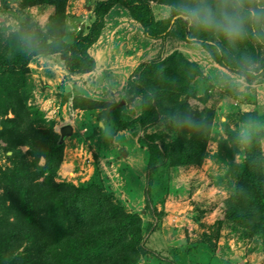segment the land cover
<instances>
[{
  "label": "rangeland",
  "instance_id": "rangeland-1",
  "mask_svg": "<svg viewBox=\"0 0 264 264\" xmlns=\"http://www.w3.org/2000/svg\"><path fill=\"white\" fill-rule=\"evenodd\" d=\"M102 1L105 0H66L63 33L65 42L71 43L80 34L87 33L93 20V9ZM157 2H149L154 18L161 20L170 17L172 23H175L172 30L176 31L183 24L175 14L174 6L178 0H166L163 4ZM118 10V14L112 12L106 17L101 36L104 37L106 33L107 36L104 37L101 48L113 50V45L119 43L118 48L121 50H117L121 53V58H129L132 62L126 69H122L120 60L116 59L114 65L112 63L98 72V76L106 77L116 72L120 86L123 85V96L130 99V95L126 93L127 82L134 76L138 66V61L134 59L136 54H139L140 65L150 61L160 62L173 52L182 55L190 52L186 55L200 64L198 66L202 77L194 79L193 91L187 102L198 111H214L211 127L216 134L215 140L207 143L206 157L199 166L164 167L150 172L144 161L146 152L140 143V130L138 142L133 133L127 135L128 142H125V137H116L117 132L108 139L106 133L109 128L105 121L95 118L97 110H79L76 113L72 104L65 109L67 118L64 119L63 108L68 100L65 95L67 92L63 89L66 81H62L56 88L60 95L56 92L51 94L46 85L55 84L62 79L64 66L60 56L37 64L33 63V58L26 76L30 95L24 103L28 108L37 110L45 121L44 124L39 123V114L36 112L32 116L37 122L33 123V127L42 128L48 124L52 129L55 124H69L73 127L72 136L63 141V157L59 166L63 171L58 169L55 182L77 186L86 183L96 172L102 191L111 194L112 200L126 212L136 213L142 220L144 230L141 244L144 252L137 264H264V235L253 231V223L238 224L226 217V200L232 194L237 179L238 169L234 166H240L244 162L245 154L241 143L237 144L238 152L232 155L218 144V140H222L228 142L230 147L229 140L232 136L229 133L238 138L245 134H259V155L264 176V70L259 69L251 82L239 76L243 89L224 84L218 79V73L224 72L232 76L237 74L211 61L201 46L188 41L180 43L171 35L161 40L146 41L142 28L129 17L128 12L120 6ZM52 13V6H24L23 0H0V53L7 57L17 53L28 39L44 32L47 19ZM115 23L118 28L114 26L110 29V25ZM253 46L256 47L255 64L261 67L264 65V48L254 43ZM94 56L98 60L97 55ZM49 73L55 78L54 82ZM88 93L99 102H106L103 100L108 96V89L98 88ZM53 95L60 98V105L58 107L52 102L49 111L46 109V101L52 99ZM201 99L206 102H201ZM128 104V118L135 117L138 112L136 104ZM51 111L57 119L46 121L45 115ZM239 115L244 116L248 122H239ZM13 118L11 111L1 113L0 125ZM99 123L103 124V130H100ZM170 127V121L159 118L147 133L162 132L163 137L157 142L167 144L172 140ZM6 128L0 136V173L14 168L8 159L12 156V151H8V148L13 147L14 151L21 153L14 160L21 159L28 165V182L42 183L43 176H38V169L44 166V158L40 157L33 162V155L28 153L30 137L23 130L20 135L11 136L10 126ZM111 130L110 128L109 131ZM2 193L0 189V195Z\"/></svg>",
  "mask_w": 264,
  "mask_h": 264
},
{
  "label": "trees",
  "instance_id": "trees-1",
  "mask_svg": "<svg viewBox=\"0 0 264 264\" xmlns=\"http://www.w3.org/2000/svg\"><path fill=\"white\" fill-rule=\"evenodd\" d=\"M150 1L99 2L93 9V20L87 33L67 43L63 40L66 0H23L24 6H52L53 13L47 19L44 32L28 39L17 53L10 57L0 53V114L11 111L14 115L12 120L2 122L0 136L8 125L11 136H18L23 130L30 137L28 153L33 155V162L43 157L45 163L38 169V176H43L42 183L28 182V165L21 159L19 162L14 160L21 153L13 147L8 148L12 151L8 159L14 168L0 173L3 191L0 195V264H137L144 252L142 220L138 214L126 212L112 200L111 194L102 191L96 172L86 183L77 186L55 182L64 145L58 143L59 135L50 124L33 127L37 122L32 116L38 111L28 108L24 102L30 95L26 78L28 65L35 57L58 54L65 71L70 74L94 70L95 62L87 50L99 38L104 18L114 6L124 8L149 39L161 40L171 35L180 42L187 41V26L182 24L173 31L175 23L170 17L156 20ZM157 1L163 4L166 0ZM192 34L196 35L195 31ZM200 38L206 37L201 35ZM201 47L211 61L237 75L242 55L247 54L254 61L257 59L256 47L249 41L235 47L225 45L223 56L212 48ZM259 69L264 70V65L256 66V72ZM200 77L202 72L195 62L173 52L160 62L140 64L128 80L126 93L130 100L139 99V115L135 119L125 116L124 106L79 95L73 97L72 107L80 111L97 110L95 118L110 123L115 131L140 130V143L146 152L144 161L150 172L164 167H196L206 157L207 143L216 137L211 127L214 111H198L187 102L194 79ZM240 77L251 82L256 76ZM201 102L206 101L201 99ZM178 116L189 117L194 126L178 124ZM159 118L171 122L172 140L167 144L157 142L163 137L162 132L147 133ZM237 120L248 122L240 115ZM44 122L39 114V123ZM229 134L232 136L230 147L222 140H218V144L232 155L238 152L240 142L245 157L243 164L234 166L238 169L237 179L226 200V217L238 224L253 223V231L264 235V176L259 134L249 135L247 140Z\"/></svg>",
  "mask_w": 264,
  "mask_h": 264
},
{
  "label": "clouds",
  "instance_id": "clouds-1",
  "mask_svg": "<svg viewBox=\"0 0 264 264\" xmlns=\"http://www.w3.org/2000/svg\"><path fill=\"white\" fill-rule=\"evenodd\" d=\"M174 8L177 19L189 30L190 44L212 48L221 56L225 45L235 47L249 41L264 46V0H178ZM201 35L206 38H200ZM236 71L237 76L220 72L218 79L243 89L239 76H256L255 61L247 54L242 55ZM177 123L194 126L187 116H178ZM242 139L247 140L248 136L245 134Z\"/></svg>",
  "mask_w": 264,
  "mask_h": 264
},
{
  "label": "crops",
  "instance_id": "crops-1",
  "mask_svg": "<svg viewBox=\"0 0 264 264\" xmlns=\"http://www.w3.org/2000/svg\"><path fill=\"white\" fill-rule=\"evenodd\" d=\"M119 6H114L108 13H107V15L105 16V18H104V25H103V28H102V30H101V32H100V35H99V38L97 39V41L93 44V45H91V47H89V49L87 50V52H88V54H89V56L90 57H92V59L94 60V62H95V68H94V70L93 71H91V72H89V73H85V74H70V73H67L65 70H64V68H63V71H62V79L61 80H58L59 82H56L55 84H46L47 85V87H49V88H47L48 90H49V92H51V94L52 93H54V92H56V93H58L59 91L56 89L60 84H61V82L62 81H66V85L65 86H63L64 88V92H67V94H70V97L68 98V100H67V104L65 105V108H63L64 110H63V114H64V119H66L67 118V113H66V108L68 107V105H71L72 104V99H73V97L75 96V95H80V96H82V97H88V98H90V99H94L95 101L97 100V101H100V100H98V99H95L94 97H91L90 96V94L88 93L89 91H93L94 89L96 90V89H98V88H103V89H108V96L106 97V99H104L103 101H106V102H108V103H112V104H118L119 106H124V108H125V116H127V117H129V113H128V103L130 102H133V104H136V106H137V108H136V111L138 110V112L137 113H135V117L133 116V117H131L132 119H135L138 115H139V99L138 98H136V99H134V100H130V99H127V98H125L124 96H123V85L122 86H120V84H119V82H118V76H116L115 75V73L116 72H113V74L112 73H110L109 75H107L106 77H105V75H102V76H98V72H100V71H102L104 68H108V66H110V64L112 65V63H113V65L117 62H115V60L117 59V60H120V62L121 63H119V64H121L120 65V67H122V69H126V67H127V65L129 64V63H131L132 62V60L131 59H129L128 58V60L126 59H124V58H121V53L120 52H118V50H119V48H118V46H119V43H117V45H113L114 47H113V50H112V48L110 49V48H101V45L103 44V39H104V37L105 36H107V33L105 34V36L104 37H102L101 35L103 34V32H104V27H105V25H106V17L110 14V13H112V12H117L116 14H118V12H119ZM123 10L124 11H126L124 8H123ZM127 12V11H126ZM120 14H122V12L120 13ZM137 25H139V24H137ZM114 26H116V28H118V26H117V24L115 23L114 25L113 24H111L110 25V29L111 28H113ZM119 28H120V26H119ZM145 36V35H144ZM101 38V39H100ZM144 39L146 40V41H156V40H152V39H149V38H147V37H144ZM100 42H102L101 44H100ZM181 43V42H180ZM182 43H184V42H182ZM98 44H100V46L97 48L96 46L98 45ZM187 44V43H186ZM127 46V45H126ZM96 47V48H95ZM120 48H122V47H120ZM118 49V50H117ZM121 50V49H120ZM119 50V51H120ZM127 50H128V47H127ZM126 50V51H127ZM206 53V52H205ZM94 54H96L97 55V57H98V60H97V58L94 56ZM123 54V53H122ZM189 55L190 54V52H184V54L183 55H185L186 57H187V59H189L190 61H192V62H195L197 65H200V64H198V62H196V61H193V60H191L187 55ZM208 55V54H207ZM56 56H58V54H54V55H51V56H46V57H43V56H38V57H35L34 58V60H33V63H36L37 64V62H40V61H48V59L49 58H54V57H56ZM209 57V56H208ZM122 59V60H121ZM134 59H136L137 61H138V66H139V54H136V56H134ZM137 61H135V62H137ZM60 62V61H59ZM57 64H54V66L55 67H57L58 68V65L56 66ZM137 66V67H138ZM200 67V66H199ZM50 74V73H49ZM96 74H97V76H96ZM50 77L52 78V81L54 82L55 81V78L50 74ZM64 78H67V80H64ZM49 83V82H48ZM47 90V91H48ZM60 93V92H59ZM58 93V95H60ZM117 96V98H115ZM61 97V96H60ZM127 99V100H126ZM58 101H60V98L59 97H56V96H54L53 95V98L52 99H49V100H47L46 101V103H47V106H48V108H46L47 110H49V108H50V104L52 103V104H54V105H56V106H58L59 107V105L60 104H58ZM46 105V104H45ZM73 109V108H72ZM76 113L77 112H80L78 109H73ZM42 111H43V108H42ZM50 111V110H49ZM48 111V112H49ZM74 113V112H73ZM45 115V114H44ZM45 118H46V121H50V120H54V119H57L56 118V116H54V114H53V111H51V113H47V115H45ZM130 118V119H131ZM131 119V120H132ZM107 124V126H108V132L106 133V136L108 135V139L113 135V133L115 132H117V134H116V137H125V142H128V136L127 135H129L130 133H133L134 135V137L136 136V142H137V136H138V134H139V130L137 129L136 131H131V129H124V130H121V131H115L114 129H113V127H111V124L110 123H106ZM69 125V124H68ZM102 125L103 124H101V123H99V128H100V130H103V128H102ZM63 125H58V126H56V124L55 125H53V129H54V132H58L59 131V129L62 127ZM102 128V129H101ZM110 128L112 129L111 131H109L110 130ZM136 132V133H135ZM72 134H73V127H72V133H71V135L70 136H72ZM69 136V137H70ZM132 136V134H131V137H133ZM114 137V136H113ZM130 137V138H131ZM124 140V139H123ZM127 140V141H126ZM59 170H62L63 171V168L62 167H60V169Z\"/></svg>",
  "mask_w": 264,
  "mask_h": 264
},
{
  "label": "water",
  "instance_id": "water-1",
  "mask_svg": "<svg viewBox=\"0 0 264 264\" xmlns=\"http://www.w3.org/2000/svg\"><path fill=\"white\" fill-rule=\"evenodd\" d=\"M71 133H72V127L70 125H63L58 131L59 134L58 143L62 144L64 139L69 137Z\"/></svg>",
  "mask_w": 264,
  "mask_h": 264
}]
</instances>
